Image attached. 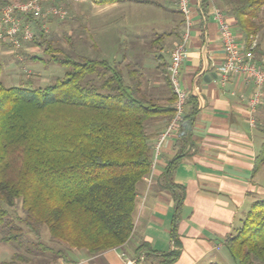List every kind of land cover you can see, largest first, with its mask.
I'll list each match as a JSON object with an SVG mask.
<instances>
[{"label": "trees", "instance_id": "16d2710c", "mask_svg": "<svg viewBox=\"0 0 264 264\" xmlns=\"http://www.w3.org/2000/svg\"><path fill=\"white\" fill-rule=\"evenodd\" d=\"M218 1L247 40L250 36L264 39V0ZM206 6V0H201L202 17ZM33 24L40 37L44 36L40 23ZM30 41L46 43L35 40V34ZM53 59L65 72L44 87H6L0 81V228L8 229L0 240L22 237L23 228L8 221L9 207L20 202L25 211L20 221L37 237L39 228L45 226L50 241L97 254L124 244L132 233L136 185L152 167L146 124L156 118L170 121L175 115L170 103L176 94L163 63L156 68L170 91L167 106L149 91L138 61H128L123 70L108 59L71 55ZM185 105L176 130V154L162 175V185L174 199L173 238L183 190L172 176L193 143L202 96L189 95ZM260 107L263 112L255 116V125L262 142L252 177L264 165V100ZM225 248L235 264H264V200L251 203L236 233L226 239ZM178 253L149 255L160 264H170Z\"/></svg>", "mask_w": 264, "mask_h": 264}, {"label": "crops", "instance_id": "0c3cea01", "mask_svg": "<svg viewBox=\"0 0 264 264\" xmlns=\"http://www.w3.org/2000/svg\"><path fill=\"white\" fill-rule=\"evenodd\" d=\"M200 2L190 0L187 56L179 72L181 90L187 97L200 94L202 107L195 117L193 143L172 176L173 182L183 190L176 237L171 235L173 194L163 187L162 175L176 154L177 128L154 155L158 135L169 123L166 118H156L146 124L152 167L136 185L134 226L129 239L97 254L65 248L56 264L77 261L81 264H160L155 256L171 250L179 253L170 264L232 263L225 241L240 226L249 209L247 206L252 203L249 201L255 191L251 184L258 173L254 177L251 173L262 135L256 125L251 127L248 123L250 86H245L237 76H230L224 85L218 81L216 67L223 61V50L214 12L219 10L240 36L236 21L218 0H206L202 17ZM76 4L78 43L86 52H102L103 48L123 54L143 49L146 52L151 49L152 53L169 52L185 32L177 0H76ZM156 37L158 41L152 42ZM263 49L260 46L256 53L259 61ZM158 56L148 74L147 64L142 59L138 62L143 66L149 91L167 106L170 91L156 67L163 63L167 70L170 57L165 61L162 54ZM200 69L205 71L200 73ZM186 108L184 104L183 111ZM261 111L259 107L257 116ZM152 253L155 256L149 255Z\"/></svg>", "mask_w": 264, "mask_h": 264}, {"label": "rangeland", "instance_id": "374dc122", "mask_svg": "<svg viewBox=\"0 0 264 264\" xmlns=\"http://www.w3.org/2000/svg\"><path fill=\"white\" fill-rule=\"evenodd\" d=\"M25 1L27 0H0V9L4 6L2 3L5 2L9 4ZM58 2L63 4L67 15L64 19L49 18L46 22V31L43 30L45 32L44 36L40 37V30L35 28L33 22L36 20H29V25L33 29L35 28V40L41 42L45 40L46 43L37 45L29 41L23 43L20 48L15 49L9 43L0 41V81L4 86L44 87L48 85L58 77L63 76L65 72V67L55 63L53 57L61 58L65 55H71L75 59H108L109 61H116L123 70L128 61L135 62L142 59L144 64H147L146 74L153 69V64L157 63L156 57L159 54L163 55L165 61L170 57L171 49L169 52L164 51L162 53H152L151 49H148L147 53L143 49L134 54H123L121 51L107 52L106 48H103L102 52H86V48L81 47L78 43L80 28L77 23L76 0H58ZM249 40L256 43L254 47L256 56L259 51V48L257 49L258 44L259 47L264 48V39L261 40L260 36H255L250 37ZM262 55H264V49ZM262 112L259 113V116L262 115ZM253 182L251 185L255 192L250 198L249 204L253 201L264 200V165ZM249 206L247 207L249 208ZM9 210L11 216L8 221L22 227L23 235L19 241L3 242L0 240V264H10L11 261H15L17 264H56L61 259L60 254L65 252V245L57 241H50L45 226L39 228L38 237L27 230L24 223L20 221L25 218V211L22 209L20 202H15L13 206L9 207ZM7 230V227L0 228V238L4 236ZM230 260L232 262L230 264H235L232 259Z\"/></svg>", "mask_w": 264, "mask_h": 264}, {"label": "built area", "instance_id": "2783aa9c", "mask_svg": "<svg viewBox=\"0 0 264 264\" xmlns=\"http://www.w3.org/2000/svg\"><path fill=\"white\" fill-rule=\"evenodd\" d=\"M177 7L184 19L185 32L171 51L167 69L176 94L175 115L159 133L154 146V155L158 154L165 138L176 130L187 99V94L180 88L179 72L187 56L185 46L191 27L190 0H177ZM66 15L63 4L58 0H27L6 4L0 9V41L9 43L15 49L20 48L35 34L32 26L29 25V20L40 21L41 29L46 31V22L49 18L64 19ZM214 15L218 22L219 40L223 50V61L216 67L218 81L224 85L230 76H237L245 86H250L251 92L247 99L248 123L254 127L256 113L264 100V55L261 56L260 61L257 60L254 53L256 43L247 40L243 35H236L219 10H216ZM250 37L253 38V36ZM62 264H81V262Z\"/></svg>", "mask_w": 264, "mask_h": 264}]
</instances>
